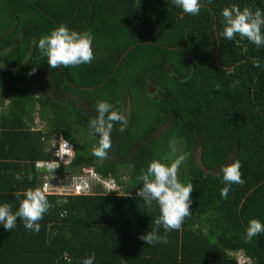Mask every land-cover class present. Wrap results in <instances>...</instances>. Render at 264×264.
<instances>
[{"label":"trees","instance_id":"16d2710c","mask_svg":"<svg viewBox=\"0 0 264 264\" xmlns=\"http://www.w3.org/2000/svg\"><path fill=\"white\" fill-rule=\"evenodd\" d=\"M201 3L193 16L170 0H0V205L17 211L27 189L61 184V173L64 186L85 179L92 187L87 196L47 195L53 207L38 233L19 218L11 232L0 224V264H82L92 253L94 264H264V234L245 239L251 219L264 223V47L222 35L225 7L264 10V0ZM62 23L93 34L90 64L49 68L38 41ZM35 68L49 77L32 96L25 81ZM97 101L127 120L123 132L114 122L103 160L88 128ZM35 110L45 130H31ZM58 136L71 145L69 161L39 172L37 162L54 160L47 149ZM173 138L187 154L179 179L195 187L192 215L167 233L169 243L147 245L139 236L160 213L137 196L140 175L154 159L171 164ZM235 149L245 183L224 199L222 167Z\"/></svg>","mask_w":264,"mask_h":264},{"label":"clouds","instance_id":"9594fccd","mask_svg":"<svg viewBox=\"0 0 264 264\" xmlns=\"http://www.w3.org/2000/svg\"><path fill=\"white\" fill-rule=\"evenodd\" d=\"M170 2L181 8L184 13L189 15H198L202 7L201 0H170ZM211 3V0H208ZM224 18L223 37L227 40H234L237 35L246 38L257 48L264 47V10L259 8L252 10L245 6L242 10L237 5L233 4L230 7H225L222 10ZM94 36L89 31L77 32L70 30L65 24H60L57 28L51 31L49 35L42 36L38 41V48L42 55L47 57L49 68L76 67L81 64H90L94 59L93 51ZM253 66L259 67V61L253 60ZM35 69L29 74H33ZM150 87V86H149ZM219 87V86H217ZM97 116L89 121L90 135H98V145L93 147L92 154L100 160L107 159L108 153L112 148L111 132L114 122L121 124L120 131L125 130L127 120L123 114L114 108L107 101L96 102ZM65 143L62 154L54 155V160L43 162L50 164L48 168L37 167L38 171H52L60 167L61 164L67 163L71 154V145L61 138ZM169 147L172 152L177 151V140L175 138L169 141ZM55 153L60 152L59 149H54ZM66 160L57 164L59 160ZM187 159V154L178 155L171 164L162 163L159 160H153L148 165L146 171L140 175L142 188L137 191V196L141 197L148 209L153 207V201L159 206V216L155 219L156 227L146 234H141L139 239L146 242L147 245L154 246L157 243H169L167 233L175 230H180L185 218L192 215L190 206L192 204L191 193L195 190L193 184L187 185L180 182L179 170L181 164ZM228 163V162H227ZM242 164L239 160H235L226 166L222 167L223 181L226 187L222 188L220 195L222 198H228V192L232 184L243 185L245 180L242 178ZM96 176V174L94 175ZM94 178V177H93ZM94 186V182L88 178ZM95 180V183H97ZM99 181V180H98ZM53 184V183H50ZM82 193L79 195H89L92 187L90 184L81 185ZM46 186V185H45ZM43 189L37 187L35 189H27L24 193V199L20 201L17 211H12V205L4 203L0 205V224H3L6 231L11 232L16 227L17 219L24 221V227L29 231L39 232L40 223L44 215L53 205L49 202L47 194ZM19 197L20 193H15ZM59 197H65L55 195ZM70 197V196H67ZM163 227L165 235L159 234V228ZM260 234H264V223L258 219H251L248 222L246 229V240H251ZM243 256V254H242ZM95 253L86 257L82 264H94Z\"/></svg>","mask_w":264,"mask_h":264},{"label":"rangeland","instance_id":"374dc122","mask_svg":"<svg viewBox=\"0 0 264 264\" xmlns=\"http://www.w3.org/2000/svg\"><path fill=\"white\" fill-rule=\"evenodd\" d=\"M46 73L40 69L38 70V72H36L34 75H31L30 77H27V81H25V85L27 87V89L29 91H31V94L32 96L36 95V94H39L41 95L44 90L41 89V85L44 84V82H46ZM47 89V88H46ZM3 97V96H2ZM6 98V97H5ZM6 105V103H5ZM0 109H2V106L0 105ZM129 105H125L124 109H123V113L125 114H129ZM30 125H31V130L35 131V130H45L46 126H45V123L44 121L41 119V117L39 116V114L37 113V111L35 110L32 114V122H30ZM165 128V127H164ZM65 142L61 139V137H57V138H53L51 141H50V147L47 149V152L50 154V155H60L62 154L63 152V149L66 147ZM67 148V147H66ZM54 149H59L60 152L58 153H55V150ZM176 154L180 155L182 154V150L181 148H179L177 151H176ZM66 159L63 158V160H59L57 162V164L61 163V162H64ZM47 166H51L50 164H46ZM40 172V171H39ZM46 175L47 177L48 176H53L54 175H51V174H44ZM62 176H60V183L62 184V182H64L67 178L65 177V175H63V173H61ZM81 177V176H80ZM76 178L74 182H78V180L80 179L79 177H74ZM79 178V179H78ZM123 180H126L127 178L126 177H123L122 178ZM74 180V179H73ZM81 182H85L86 185H88V182L85 180V179H82ZM63 185V184H62ZM75 185V183L73 184ZM73 185L71 186H67L69 188L73 187ZM104 185L107 189H110V190H115V191H118L120 190L118 186H116L115 182L114 181H109V180H106L104 181ZM64 186V185H63ZM66 191V190H65ZM59 192V191H58ZM120 192V191H119ZM60 193H64V192H59Z\"/></svg>","mask_w":264,"mask_h":264},{"label":"built area","instance_id":"2783aa9c","mask_svg":"<svg viewBox=\"0 0 264 264\" xmlns=\"http://www.w3.org/2000/svg\"><path fill=\"white\" fill-rule=\"evenodd\" d=\"M47 163H43V162H39L37 163V167H47L46 165ZM66 190V191H65ZM82 188L76 184L73 185V187L69 188L67 186H63L61 184H48L45 186L44 191L49 194V195H60V196H73V195H79L82 193ZM64 192V193H60L59 192Z\"/></svg>","mask_w":264,"mask_h":264},{"label":"water","instance_id":"95a60500","mask_svg":"<svg viewBox=\"0 0 264 264\" xmlns=\"http://www.w3.org/2000/svg\"><path fill=\"white\" fill-rule=\"evenodd\" d=\"M148 91H149L150 93H152V92L154 91V89L148 86ZM236 153H237V149H235V151L232 152L231 157H230V159H229V161H228L227 164L233 162V160H234V158H235V156H236ZM194 157H195V159L197 160V163H198L199 167L201 168V170H202L204 173H209V170L206 169V168L203 166V164H202V161H201V149L198 148V149L196 150V152H195V154H194Z\"/></svg>","mask_w":264,"mask_h":264},{"label":"flooded vegetation","instance_id":"af4514ba","mask_svg":"<svg viewBox=\"0 0 264 264\" xmlns=\"http://www.w3.org/2000/svg\"><path fill=\"white\" fill-rule=\"evenodd\" d=\"M40 69H42V68H35V71L33 72V74H31V75H34L36 72H38V70H40ZM43 70V69H42ZM44 71V70H43ZM32 72V71H31ZM45 72V71H44ZM46 73V72H45ZM30 74L27 76V77H30L31 76ZM49 76H48V74L46 73V76H45V78H48ZM155 90V89H154ZM152 94L154 95L155 94V91H153L152 92ZM128 105V104H127ZM129 109H130V106H129ZM130 112V111H129ZM125 114V113H124ZM125 115H128V114H125ZM194 149V151H196V147H194L193 148Z\"/></svg>","mask_w":264,"mask_h":264}]
</instances>
